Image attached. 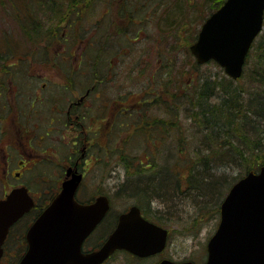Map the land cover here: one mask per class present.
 Segmentation results:
<instances>
[{
  "label": "flooded vegetation",
  "instance_id": "flooded-vegetation-1",
  "mask_svg": "<svg viewBox=\"0 0 264 264\" xmlns=\"http://www.w3.org/2000/svg\"><path fill=\"white\" fill-rule=\"evenodd\" d=\"M134 4L131 1L132 7H138ZM144 4L139 7L146 8ZM132 7H127L126 0H77V3L74 0L65 12L52 20L41 17L43 24L37 25L35 34L21 33L24 48L19 65L25 69L19 81H15L19 93L15 96L16 103L0 108V200L22 188L28 192L33 205L10 227L2 244L0 264H20L29 248L27 232L32 223L61 192L64 181L75 174L81 179L73 196L75 203L93 205L98 198H105L107 202V210L99 223L82 242L83 254L100 248L116 228L121 214L132 206L140 209L143 218L166 229L137 202L125 209H115L114 201L120 199V193L123 196L121 184L99 185L101 181L104 183L103 178L117 171L116 146L128 144L129 137H135L141 130L150 136L153 131L154 136L160 138V110L167 112L174 107L172 84L168 81L169 64L164 63L160 70H154L150 76L153 84L140 87L135 96L125 92L121 55L110 59L117 54L116 50L121 52L122 40L137 41L138 33L130 38L136 23ZM28 39L30 41L26 42ZM151 109L153 116L148 115ZM128 118L138 120L133 123V133L128 130ZM117 127L121 131L115 133L113 129ZM116 137L118 140H114ZM52 166H56L54 172L42 171L41 174L48 190L33 191L41 187L35 176L38 170ZM147 202L154 208L157 200ZM162 207L160 203L150 211L157 209L154 215L165 221L166 208ZM167 230L165 248L147 257L155 259L152 264L164 259L194 264L206 262V248L197 261L164 256L170 235V229ZM119 252L112 257L120 255Z\"/></svg>",
  "mask_w": 264,
  "mask_h": 264
},
{
  "label": "water",
  "instance_id": "water-1",
  "mask_svg": "<svg viewBox=\"0 0 264 264\" xmlns=\"http://www.w3.org/2000/svg\"><path fill=\"white\" fill-rule=\"evenodd\" d=\"M263 20L264 0H225L202 23L190 52L198 64L214 61L237 80ZM80 181L76 174L65 180L52 204L32 223L27 232L29 248L20 264H101L116 250L145 258L164 249L167 232L143 219L140 209L132 206L99 249L82 254V242L99 223L107 202L98 198L93 205L75 203ZM32 205L22 188L0 200V257L10 227ZM220 205V221L207 244L205 264H264V165L232 185Z\"/></svg>",
  "mask_w": 264,
  "mask_h": 264
},
{
  "label": "rangeland",
  "instance_id": "rangeland-1",
  "mask_svg": "<svg viewBox=\"0 0 264 264\" xmlns=\"http://www.w3.org/2000/svg\"><path fill=\"white\" fill-rule=\"evenodd\" d=\"M126 1L127 7H132L131 1H134V6H138L135 8L132 7L136 23L132 27L130 38H133L137 33L139 36L136 37L137 41L135 39L133 40L136 41L135 43H129L128 41L122 40L121 52L116 50L117 54L111 55L110 57V59L113 60L114 57L121 55L120 58L121 62L123 63L124 86L126 88V94L131 92L137 96L136 91H138L140 87H145L149 83L153 84L152 79H150V76L153 74L152 72L154 70H160L164 63L169 64L168 69L171 74L168 76V81H171L173 93H178L177 91L183 85V83L186 85L189 83V81H191L190 89H192L191 91H194L197 86V83L195 82L200 77V74L205 76L211 73L217 78L226 76L224 70H222L220 67L214 68L212 63H206L203 66H200L198 68L199 72H197L193 65L196 61L188 49L189 45L192 44L195 36L200 30L202 22L211 13L214 5L213 0ZM26 2L32 3V1L26 0H0V51L6 48V51L11 50V48L13 49V47L15 48L13 57H5V54H2L3 58H1V60H4V62H0V108L5 106L7 103H16L15 96H18L19 90L16 89L17 86L15 85L16 82L14 83L13 77L18 78L19 75L22 76L23 69H25L24 66L22 67L19 65V56L23 57L24 45L22 41L23 36L21 33L24 31L27 32V24L21 21L23 17H28L33 14L29 11H23L25 10ZM143 3H146L144 6L147 7L142 9L139 7V5L141 6ZM118 8H120V10L123 8L120 3L118 4ZM153 11H155L154 14H152ZM20 13H23L24 16L21 18V21H17ZM151 15H154V17ZM140 21L142 23H137ZM263 32L264 28L261 33ZM123 35L124 34L121 33V36ZM127 35H129V33ZM25 41L28 42V40ZM5 62L8 64H5ZM10 65H12V67H9ZM1 66L8 68V70H6L7 72H5L4 68ZM16 71H18V74H15ZM239 82H235V86L239 85ZM174 102L176 103L175 100ZM160 112V122L161 125H163V127H160V138H156L157 136L156 134L154 136L153 131H151V136L148 133H145V131L141 130V125L138 127V129L141 131L138 132L135 137H129V143L126 144V150L129 152H127L128 155L126 157H133H130L131 160L128 159L131 164H133L131 167L138 166L141 160L144 161L146 154H152V158H154V155L156 154L159 162H162L163 164H167L169 161L172 163L176 161L179 162L181 167L186 168L188 166L187 163L191 164L192 166L193 164L190 163L191 161H188V159L193 157L191 154L195 147L194 145L199 141L188 138L189 140L187 141L193 142L194 144H188L189 148L185 149V154H182V158L179 159L178 156L180 154V150H178V148L181 146V144H179V139L176 137L172 138L173 135H164L165 139L161 140L162 130L172 131V134H179V128L181 130H186L185 126L189 124L186 120H182L184 118L182 115L177 117L175 115L172 118V111L163 112L160 110ZM148 115L153 116V109L149 110ZM137 121V119L128 118V130L130 133L135 131L133 123ZM189 126H187L188 129ZM113 131L118 133V131L121 130L117 127L113 129ZM188 132L187 134L190 135V131ZM1 137L2 136H0V139ZM114 140H118V137H116ZM189 151L191 152L189 153ZM120 160V156H116L115 162L118 167L116 173L106 179L103 178L102 180H104V183L101 181L100 184L99 182L95 184H99L101 186H119L121 184L123 196L120 193L118 195L120 199L116 198L113 204L115 209L121 210L132 206L135 197L129 196L132 194L133 190L130 186L133 175H131L132 173L124 175L123 171L126 172L124 169L125 166ZM55 169L56 166H52V168L42 167L41 170H38L35 176L39 179L41 187H36L32 190H48L46 188L47 184L42 182L41 174L42 171L48 173L50 170H53L54 172ZM163 169H161V172L158 174L167 175ZM180 171L182 172V170ZM182 174L186 175V172ZM156 175L154 174L148 179L150 180ZM220 175L225 177L227 176L231 181L233 177L238 175V171L233 169L229 172L220 170V174L218 176ZM167 177L170 182L173 181L171 176L167 175ZM98 178L99 177H97V179ZM88 188L91 191H94V188ZM103 188L107 189L106 187ZM184 191L185 190L183 186L181 192ZM187 195L190 194L188 193ZM223 196L218 198V202H216L217 200L214 201L212 199L209 204L204 203L203 207L196 206L195 203L199 202L200 200L198 201L197 199L192 198V196L186 198L184 201L179 199L177 202L171 203V205L168 204L163 206L166 208L164 211L162 209L163 207L161 208L160 212H164L163 216L166 217L165 221L163 219L160 220L156 214L154 215L155 210L157 209L152 212L146 206L144 207L147 210L145 212L151 215L150 217L152 219H158V221L163 224L166 229H170L168 246L164 256H170L175 260L188 258L197 261L199 258H201L208 238L216 229V225L219 220V204L221 203ZM181 197L184 196L181 195ZM160 203L161 201L157 200L153 207H159ZM124 254L125 253L113 256L112 259L105 264H152V262L155 260L154 258H150L146 259L144 262H141L136 259L127 258Z\"/></svg>",
  "mask_w": 264,
  "mask_h": 264
},
{
  "label": "trees",
  "instance_id": "trees-1",
  "mask_svg": "<svg viewBox=\"0 0 264 264\" xmlns=\"http://www.w3.org/2000/svg\"><path fill=\"white\" fill-rule=\"evenodd\" d=\"M26 1L32 3L26 2L23 11L33 14L23 17V13H20L17 21H21L23 17L21 22L27 24V32L35 34L38 30L37 25L43 24L41 17L47 21L52 20L57 14L65 12L67 6L69 7L74 0ZM213 2L211 13L221 6L224 0H213ZM251 47L244 66L245 70L238 80L233 81L226 76L217 78L211 73L205 76L200 74L195 82L197 86L194 87V91H191V81H189L186 85L183 83L178 93L173 94L176 103L174 102V107L169 109L172 111L171 117L182 115L184 117L182 120H186L190 126L187 125L189 129L185 126L186 130L179 128V134L162 130L161 140L165 139L164 135H173L172 138L179 139L181 144L179 148L177 147L180 150L179 159L185 154V149L189 148L188 144L193 143L187 141L188 138L199 141L194 145L191 154L193 157L188 159L192 166L187 163L186 168L181 167L176 161L163 164L154 153V158L152 154H146L144 161L141 160L138 166L131 167L133 164L128 160L131 156L126 157L129 152L126 150L127 143L116 146L118 148L115 152L116 156H120L127 174L133 175L130 183L133 190L129 196L135 197L134 202H137L141 208L144 209L146 206L151 209L147 206V201L159 200L162 206H166L179 199L184 201L191 196L200 200L195 203L198 207H203L204 203L209 204L212 199L218 202V198L226 194L225 192L236 180L248 172L258 171L264 165V32L259 34ZM6 49L0 51L1 63L4 62L1 60L2 54H5V57L14 56V47L11 50L6 51ZM209 63H212L214 68L218 67L216 63ZM193 65L199 72L200 66L196 62ZM3 68L7 72L8 68ZM15 74H18V71ZM13 79L14 82L19 81L16 77ZM235 82H239V85L235 86ZM160 127H163L161 122ZM161 169L171 176L173 181L170 182L166 174H158ZM232 169L237 170L238 175L231 181L227 176H218L220 170L229 172ZM185 172L186 175H183L182 173ZM154 174L157 175L149 180L148 178ZM183 186L185 191L181 192ZM188 193L190 195H187ZM124 255L132 258L126 253Z\"/></svg>",
  "mask_w": 264,
  "mask_h": 264
}]
</instances>
